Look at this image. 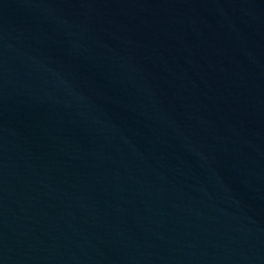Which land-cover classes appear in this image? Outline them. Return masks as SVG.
<instances>
[{"label":"water","instance_id":"water-1","mask_svg":"<svg viewBox=\"0 0 264 264\" xmlns=\"http://www.w3.org/2000/svg\"><path fill=\"white\" fill-rule=\"evenodd\" d=\"M0 264H264V0H0Z\"/></svg>","mask_w":264,"mask_h":264}]
</instances>
